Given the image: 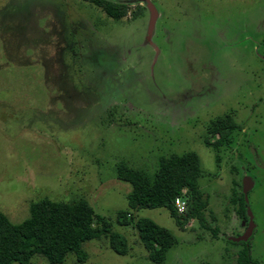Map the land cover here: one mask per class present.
I'll list each match as a JSON object with an SVG mask.
<instances>
[{
  "label": "rangeland",
  "instance_id": "374dc122",
  "mask_svg": "<svg viewBox=\"0 0 264 264\" xmlns=\"http://www.w3.org/2000/svg\"><path fill=\"white\" fill-rule=\"evenodd\" d=\"M127 2L115 20L89 0H0V211L16 223L31 202L83 198L126 238L125 255L101 236L82 243L84 262L70 252L61 264H237L246 245L264 264V0H149L150 33L147 0ZM225 116L237 126L216 153L203 138ZM188 151L216 235L195 219L178 227L164 207L130 209L117 179ZM246 177L244 219L231 198ZM120 210L172 232L162 263Z\"/></svg>",
  "mask_w": 264,
  "mask_h": 264
},
{
  "label": "trees",
  "instance_id": "16d2710c",
  "mask_svg": "<svg viewBox=\"0 0 264 264\" xmlns=\"http://www.w3.org/2000/svg\"><path fill=\"white\" fill-rule=\"evenodd\" d=\"M89 1L115 20L128 13V0ZM236 126L230 116L212 121L203 143L213 147L216 153L228 148L232 143L230 134ZM215 134L218 137L211 141L210 137ZM216 158L218 159V156ZM200 174L198 155L188 151L161 159L158 170L152 176L119 167L117 179L130 185L127 193L130 209L164 207L178 227L183 228L188 221L195 219L216 235V229L204 224L208 200L198 186ZM179 195L186 199V210L182 214L177 212L174 205L175 197ZM244 196L241 191V197L233 195L231 200L237 204L239 217L245 219L247 204ZM94 217L99 222L97 226H93ZM117 222L137 230L148 259L155 263L164 261L168 249L176 241L175 236L166 227L147 217L134 219L126 210L118 211ZM101 236L108 239L115 253H127L126 238L114 231L104 216L95 214L87 200L79 198L62 202L42 198L30 203L29 215L20 222L10 221L0 211V264H30L35 254H42L51 264H61L70 252L82 263L87 256L81 248L82 243ZM249 251V245H246L238 253L237 264H258L252 259Z\"/></svg>",
  "mask_w": 264,
  "mask_h": 264
},
{
  "label": "water",
  "instance_id": "95a60500",
  "mask_svg": "<svg viewBox=\"0 0 264 264\" xmlns=\"http://www.w3.org/2000/svg\"><path fill=\"white\" fill-rule=\"evenodd\" d=\"M147 5L149 6V8H150V10L152 12V19H151V23H150V26H149V33H150L151 28H152V24L154 22V18L156 16V12H155V9L152 7L151 3L149 2V0H147ZM252 185L253 184L250 181V179L246 177V179L242 183V192L246 195ZM246 228H247L246 232L241 237L236 238L235 239L236 241H239V240L246 241L249 238V236L251 235L252 228H253V223L251 221V214H250V216L248 218V224H247Z\"/></svg>",
  "mask_w": 264,
  "mask_h": 264
},
{
  "label": "built area",
  "instance_id": "2783aa9c",
  "mask_svg": "<svg viewBox=\"0 0 264 264\" xmlns=\"http://www.w3.org/2000/svg\"><path fill=\"white\" fill-rule=\"evenodd\" d=\"M174 205H175L177 212L179 214H182L186 210V199L181 195L176 196L174 200Z\"/></svg>",
  "mask_w": 264,
  "mask_h": 264
}]
</instances>
